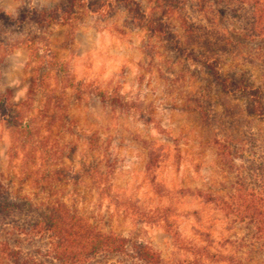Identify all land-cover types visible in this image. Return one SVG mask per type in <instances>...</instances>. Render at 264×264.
Here are the masks:
<instances>
[{
    "label": "rangeland",
    "instance_id": "rangeland-1",
    "mask_svg": "<svg viewBox=\"0 0 264 264\" xmlns=\"http://www.w3.org/2000/svg\"><path fill=\"white\" fill-rule=\"evenodd\" d=\"M62 1L0 0V10L15 15ZM138 1L167 19L183 47L193 48V21L223 34L226 51L212 53L222 74L242 75L264 94V37L248 36L264 29V0ZM90 22L110 32L86 43L89 63L116 61L106 84L69 71ZM5 32L0 97L19 104L32 129L30 144L11 150L0 116V181L14 196L62 200L97 230L142 242L166 263L187 255L160 222L133 219L121 202L150 215L170 209L166 220L182 246L264 262L251 226L227 219L207 200L226 198L241 168L264 152V118L247 115L238 94L223 92L198 64L137 28L121 5L97 13L83 7L70 23Z\"/></svg>",
    "mask_w": 264,
    "mask_h": 264
},
{
    "label": "trees",
    "instance_id": "trees-1",
    "mask_svg": "<svg viewBox=\"0 0 264 264\" xmlns=\"http://www.w3.org/2000/svg\"><path fill=\"white\" fill-rule=\"evenodd\" d=\"M116 5L122 6L137 28L162 38L171 51L202 67L220 90L238 94L247 115L264 118L261 89L246 82L242 75L222 74L220 60L212 53L225 52L227 40L223 34L202 29L199 20L196 24L193 21V48L183 47L167 19L155 12L147 13L138 0H63L51 8H21L15 15L0 10V30L14 33L28 26L42 29L50 24L70 23L80 8L97 13ZM201 7L206 8L204 1ZM248 36L264 37V29L250 30ZM7 40L3 41L6 46ZM49 58L54 60L50 54ZM18 105L0 97L1 122L13 137L11 150L29 145L32 137L30 122L16 110ZM222 141L219 145L224 148ZM207 200L214 202L227 219L250 225L253 233L262 239L259 248L264 247V152L241 168L233 191L226 198L208 196ZM121 206L135 220L160 222L177 250L183 251L187 258L166 263L142 242L97 230L62 200L35 203L26 197L18 198L1 181L0 255L5 264H250L242 256L213 251L207 246H182L178 231L166 220L170 209H159L150 215L129 201L121 202Z\"/></svg>",
    "mask_w": 264,
    "mask_h": 264
},
{
    "label": "clouds",
    "instance_id": "clouds-1",
    "mask_svg": "<svg viewBox=\"0 0 264 264\" xmlns=\"http://www.w3.org/2000/svg\"><path fill=\"white\" fill-rule=\"evenodd\" d=\"M87 28L88 30L83 33L85 43L81 44L79 54L72 57L70 60L69 71L77 79L106 84L110 82L114 75L113 65L116 61L113 59L111 61L101 63L97 60L93 63H89V53L86 43L92 36H95L98 40L100 36H107L110 32L107 29L96 31V26L92 22L89 23Z\"/></svg>",
    "mask_w": 264,
    "mask_h": 264
}]
</instances>
